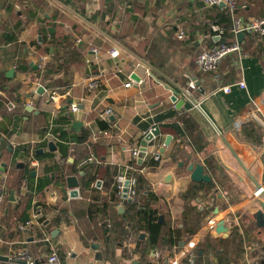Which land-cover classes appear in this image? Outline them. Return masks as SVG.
Returning <instances> with one entry per match:
<instances>
[{
	"label": "crops",
	"instance_id": "1",
	"mask_svg": "<svg viewBox=\"0 0 264 264\" xmlns=\"http://www.w3.org/2000/svg\"><path fill=\"white\" fill-rule=\"evenodd\" d=\"M238 3L247 5L245 15L238 17L249 20L264 16V0ZM214 9L204 6L201 0H0V148L2 144L11 147L0 152V176L7 175L5 200L0 208V256L8 258L12 251L26 248L36 264H46L50 246L42 239L47 233L60 264H181L187 256L189 264H193L190 255L207 241V236L210 243L227 240L233 226L240 225L245 231L253 221L250 235L255 249L248 256L259 254L264 264V197L256 195L258 190L252 181L264 192V43L257 36L244 34L238 39L243 53L240 58H225L217 76L202 73L195 64L196 55L219 41L211 29L220 27L211 23L216 16ZM54 23L56 28L51 25ZM180 31L184 33L182 39L177 38ZM51 34H56L57 40L69 38L76 51L65 68L47 73L42 66L53 63V48L49 55L44 51ZM55 48L59 55L67 53L65 43L56 42ZM112 51L117 53L116 57L111 56ZM9 70L13 73L6 77ZM134 75L140 80L136 81ZM93 81L98 88L88 87ZM241 81L245 84L243 90L235 85ZM191 82L194 89L188 88ZM226 86L231 87L227 94L220 90ZM166 87L179 89L177 100L184 102L179 109L170 100L171 92ZM66 91L68 97L54 107L48 94ZM68 100L76 105L75 112ZM107 110L111 111L109 115ZM58 111L68 115L70 135L85 130L90 136L83 145L73 144L66 164L59 163L55 145L59 140L49 132L43 134L46 126L51 128ZM74 122L81 123V127L72 128ZM249 122L256 124L260 142L245 136L242 127ZM172 126H177L179 132ZM154 128H158L159 135L147 144L146 151L149 158L160 154L159 165L151 168L148 160L143 164L144 173L137 175L145 182L144 190L156 196L150 208L157 211L166 228L178 231L189 228L190 216L195 211L188 206L195 204L198 211L206 214L193 236L181 231L177 245L165 250L156 248L144 259L140 252L133 253L136 243L132 238L110 246L119 237L117 224L126 206L111 204L107 185L110 177L105 170L96 178L102 181L101 190L92 187L96 180L84 187L81 174L74 170L79 171L84 166L80 162L93 156L97 162L91 165L113 167L119 176L126 166L139 165L131 150L141 148L144 135ZM46 134L49 138H45ZM44 143L42 152L56 155L38 161L37 169L28 165L35 173L32 178L61 170L64 177L58 184L51 183L42 192L30 195L27 221L36 200L42 207V227L33 224L19 230V225L26 222L16 220V206L21 200L9 190L7 172L10 163H19L18 167L24 161L29 163L31 151L41 149L39 146ZM49 143L55 146L54 151H49ZM22 146L29 148L27 157H14ZM76 149H84L85 154L74 161ZM174 155L176 164L170 163ZM189 164L202 165L211 177V186L196 187L195 198L188 204L181 196L193 183L187 171ZM70 177L77 180L80 198L67 201ZM21 191L24 193L22 187ZM11 194L13 200H9ZM95 196L98 209L92 206ZM102 204L108 207L103 210ZM61 208L67 210V221L54 225L52 221ZM259 210L263 214L258 225L255 214ZM221 221L227 232L218 234L216 227ZM104 224L111 230L106 238ZM144 238L141 233L140 240ZM247 247L240 264L246 263ZM221 252L223 249L219 248L217 254ZM204 253L198 251L199 256H205ZM208 258L215 264L216 258L211 254Z\"/></svg>",
	"mask_w": 264,
	"mask_h": 264
},
{
	"label": "trees",
	"instance_id": "2",
	"mask_svg": "<svg viewBox=\"0 0 264 264\" xmlns=\"http://www.w3.org/2000/svg\"><path fill=\"white\" fill-rule=\"evenodd\" d=\"M240 5V9H236L235 14L236 16H244L245 15V8L247 5L240 4L238 3L237 0V6ZM215 8L216 10V16L215 18L211 21V23L219 25L223 30L224 34L218 41L217 45L219 44H225L229 45L233 43L234 41V36L231 33V18L229 13L222 9L218 10V7H211ZM258 17H263V15ZM53 28H56V24H51ZM247 35V34H246ZM254 36V35H253ZM50 44H48V48H46L45 55H49L50 49L53 48V51L50 53L53 63L52 64H41L43 69L47 73H51L54 70H60L62 68H65L66 64L71 58L72 53L76 51L73 47V42L65 38H61L60 40L59 37H57L56 34H51L50 35ZM56 42H61L65 43L67 47V53L65 57L63 56L64 54L59 55L58 51L56 50ZM264 43V40H263ZM241 44V43H240ZM66 49V48H65ZM57 66V67H55ZM6 81L5 79H3ZM186 121V120H185ZM185 123H190L189 121ZM192 124V123H191ZM70 125V119L68 115H64L63 112L58 111L57 115L55 118L52 120L51 123V128L46 126V128L43 130V134L46 132H49L53 137L57 138L59 142H55L56 148H57V153L59 156V163L60 164H66L67 159L71 155L70 150L73 147V144L76 145H83L85 144L88 140H90V136L87 131L82 130L78 135H70V132L68 131V127ZM243 132L245 133V136L249 138H254L258 142L261 141V138L258 134V128L256 124L253 122H249L245 125H243ZM241 128V129H242ZM175 132H179L177 126H172V128ZM194 130V129H193ZM196 139V137H195ZM62 142V143H61ZM191 142H194L191 141ZM2 143V141H1ZM46 144H42L41 149L35 150L34 152V159L37 161H44V160H49L52 159L56 154L54 152H38L39 150H42V148L45 149ZM11 148L7 144H2L0 148L1 151H5L7 149ZM94 149V148H93ZM77 152L75 153L74 156V161L77 160L79 157L84 156V149H76ZM75 150V151H76ZM29 148L28 147H19L17 149L16 154L14 157H18V155L23 156L24 158L27 157L28 155ZM178 149H175V152H177ZM77 154V155H76ZM0 160H1V153H0ZM170 163L176 164L177 159L175 158V155L173 158L170 160ZM22 167H18L19 163H10V169L7 172L8 174V180L9 184L11 185L9 190L13 191L16 195H19L21 202L19 201L17 207V213L19 214L17 221L20 223H25L28 220V216L26 214V211L29 209L30 205V195L34 192L39 193L42 192L49 184L51 183H59V180L64 177L63 170L54 172L51 175L43 178H38L34 179L30 176V174L33 172L28 168V163L24 161V163H21ZM73 165V164H72ZM159 164L156 162H153L152 160L148 162V166L151 168H156ZM168 165V163H167ZM59 166V165H58ZM74 166V165H73ZM60 167V166H59ZM105 170V172L108 174L110 177V180L108 181L109 184L108 187L110 189V202L113 205H117L119 203V198L117 195V176L118 173L115 171L113 167H103V168H98L96 166H93L91 164L84 165L80 168L79 171L74 170V173L77 175H80V181L83 183V186L88 188L89 184L92 183L94 180H96L97 177L100 176L101 170ZM80 172V173H79ZM144 180L142 176H137L136 177V204H129L125 203L124 206H126V210L124 214L121 216V221L117 224V229L119 230V237H117L116 240H113V243H110L111 247H115L117 244L116 243H122L123 241L129 242L130 238L135 240L136 243V248L133 250L134 252H140L142 257L145 259L148 254L155 250L156 248H161V249H166L170 248L173 245L178 244V238L181 236L182 232H185L189 237L193 236L200 224V220L203 219L205 216V212L198 211L195 204L188 206V208H191L193 214L190 216L189 220V228L185 227L184 230L178 231V229L172 230L169 227H165V223L159 221V214L157 213L156 210H153L150 208V203L154 202L156 200V196L152 194V192H149L147 190H144ZM200 186L203 187H210L211 184H201V183H192L191 187H189L183 194H182V199L184 200L185 203H191L193 199L195 198V195L197 193V190ZM21 187L24 190L21 191ZM198 187V188H196ZM146 191V192H145ZM145 193V194H144ZM145 195V196H144ZM93 204L94 208L96 209L98 207V198L95 196L93 197ZM15 207V208H16ZM108 207V204H102L100 208H103L105 210ZM90 209V208H89ZM98 209V208H97ZM66 209L61 208L59 210V214L53 219L52 223L54 225H58L60 222H66ZM253 220V217H252ZM253 221L250 222V224L247 225L246 230L242 231L243 229H240V225L238 226H233L232 227V232H231V238L227 240H215L214 243H210L208 240L207 236V241L205 243H202L198 245V249L192 252L190 255L193 256V264H212L211 261L209 260L208 256L209 254L212 255V257L216 258L215 264H229V263H234V264H240V257L244 253V248L246 246H251L252 244V239L250 235V231L254 230V225L252 223ZM252 223V224H251ZM1 224V223H0ZM1 226V225H0ZM108 232H111V230L106 228V224L103 225V235L108 237ZM144 234L145 238L140 240V234ZM174 235V237H173ZM112 236V235H111ZM38 237H40L38 235ZM245 243V244H244ZM221 248L223 249L222 254H217L218 249ZM203 250L205 253L204 255L199 256L198 251ZM208 255V256H207ZM189 256L181 264H189L188 262Z\"/></svg>",
	"mask_w": 264,
	"mask_h": 264
},
{
	"label": "built area",
	"instance_id": "3",
	"mask_svg": "<svg viewBox=\"0 0 264 264\" xmlns=\"http://www.w3.org/2000/svg\"><path fill=\"white\" fill-rule=\"evenodd\" d=\"M201 2L206 7H218L220 5H223V9L226 10L231 18V33L234 36L233 43L229 45L225 44H219L216 46H213L211 48H208L206 50L200 51L195 58V64L197 68L205 74H210L212 76H217L219 67L221 62L229 57V56H237L240 58L242 53L241 44L238 40V35L243 34H249L254 35L260 38L261 40H264V16L263 17H256L251 18L249 20H244L238 16H236L235 11L237 7V0H201ZM212 31L216 34V37L220 40V38L224 34V30L218 26H212ZM183 31H180L177 35L178 39L183 38ZM96 52V50H93ZM112 57H116L117 53L115 51H112L111 53ZM45 58L41 59V62L44 63ZM140 80V79H139ZM142 81H139V85H141ZM131 84H127V87H129ZM239 89L243 90L245 88L244 82H238L235 84ZM88 87L90 89H96L98 88V83L96 81H93L89 83ZM189 89H194L195 86L191 82L188 86ZM223 93H229L231 90L230 86H226L220 89ZM187 92V90H186ZM69 93L66 91L62 94L59 93H49L48 98L49 101L52 102L54 107H58L62 104L63 99L67 98ZM10 107H12V104H8ZM70 109L72 112H75L77 110V107L75 104H70ZM111 113L110 110L106 111V115H109ZM263 125V124H262ZM264 126V125H263ZM152 129H150L147 133H150ZM147 133L144 135V137L147 135ZM49 134H46L45 138H49ZM73 151V149H71ZM31 160L29 161L28 165L31 169H37L39 167V162L34 159V150L31 151ZM131 156L133 157L134 161H139V165H129L124 168L122 173L117 178V195L119 198V204L123 205L125 203L134 204L136 203V176L141 175L144 173L145 168L143 167V164L148 161L152 160L153 162H159L161 159L160 154L155 153L150 158L147 153V151H142L141 148H134L131 150ZM97 160L93 156H88L84 158L80 165H86V164H94ZM7 175L3 174L0 176V208L5 200V183H6ZM102 181L96 180L93 182L92 187L101 190L102 189ZM76 192V196L72 197V192ZM75 198H80L77 188L75 189H69L66 191V200H73ZM32 216L30 217L29 221H27L24 225H19L18 229L23 230L28 225H37L39 227H42V222L39 220L42 218V207L38 205L36 200H33L32 202ZM42 241L50 246V252L46 258V264H60L57 256V251L52 247L51 245V238L47 233L43 234ZM254 246H248L246 250V263L245 264H261V255H257L256 257H249V252H252L255 248ZM9 261H11L14 264H36L35 259L30 255L29 251L26 248H20L15 251H12L10 253V256H8Z\"/></svg>",
	"mask_w": 264,
	"mask_h": 264
},
{
	"label": "water",
	"instance_id": "4",
	"mask_svg": "<svg viewBox=\"0 0 264 264\" xmlns=\"http://www.w3.org/2000/svg\"><path fill=\"white\" fill-rule=\"evenodd\" d=\"M219 8H221V9H223V5H220L219 6ZM50 31H53V29H50ZM244 36V34L243 33H241V34H239L238 35V39L240 40L242 37ZM13 73V70H9L8 72H7V74H6V77H10L11 76V74ZM133 78L136 80V81H138L139 80V77L138 76H136V75H134L133 76ZM170 92H171V97H170V100L173 102V103H175V106H176V108L177 109H179L182 105H183V101H178L177 99H178V96H179V89H172V88H168V87H166ZM39 93H41V92H43V88L42 87H40V90L38 91ZM202 94H204V92L202 91L201 92ZM185 95V94H184ZM186 96V95H185ZM187 97V96H186ZM67 104L69 105V104H71V100H68V102H67ZM63 109H65V108H63ZM81 123H78V122H74L73 124H72V128H74V129H79V127H81ZM159 135V130H158V128H154V129H152V131L150 132V133H147V135L144 137V139L141 141V150L142 151H145L146 150V147H147V144L149 143V142H151L155 137H157ZM169 140H170V137H168L167 138V140H166V142H165V146H167L168 145V143H169ZM48 148H49V151H54L55 150V146L53 145V143H49L48 144ZM38 152H42V150H39ZM233 155H234V157H235V159H236V161L240 164V166L243 168V170L246 172V174H248L249 176H250V174H249V171H248V169L247 168H245V166L243 165V163L239 160V158L233 153ZM139 162V161H138ZM182 164L181 163H179V166H181ZM2 167H4V165H2ZM21 167V166H20ZM187 171L190 173V180H191V182H194V183H205V184H208V183H210L211 182V177L209 176V175H207V174H205V172H204V167L202 166V165H200V164H189V166L187 167ZM30 176L31 177H34L35 176V173L34 172H32L31 174H30ZM251 177V176H250ZM253 182H254V185H255V187H256V189L258 190V191H260V194L264 197V192H263V190H261V187L254 181V180H252ZM67 185H68V188L69 189H75V188H77V186H78V183H77V180H76V178H74V177H70V178H68L67 179ZM71 196L72 197H75L76 196V192L75 191H73L72 192V194H71ZM9 200H13V196H12V194H11V196H10V198H9ZM261 209L262 210H264V204H261ZM263 214V212L262 211H258L256 214H255V221H256V224H258L259 225V223H260V220H261V215ZM161 219V218H160ZM216 232L218 233V234H220V233H226L227 232V229L224 227V223H223V221H221V222H219V224H218V226L216 227ZM141 237H143V236H141ZM0 261H9V259L8 258H6V257H2V256H0ZM21 264V263H20ZM135 264H137V262H135Z\"/></svg>",
	"mask_w": 264,
	"mask_h": 264
},
{
	"label": "bare ground",
	"instance_id": "5",
	"mask_svg": "<svg viewBox=\"0 0 264 264\" xmlns=\"http://www.w3.org/2000/svg\"><path fill=\"white\" fill-rule=\"evenodd\" d=\"M259 193H260V191H257V192H256V195L259 194Z\"/></svg>",
	"mask_w": 264,
	"mask_h": 264
}]
</instances>
